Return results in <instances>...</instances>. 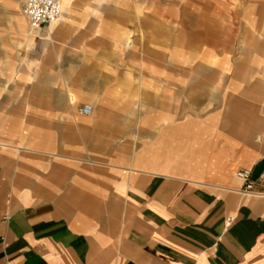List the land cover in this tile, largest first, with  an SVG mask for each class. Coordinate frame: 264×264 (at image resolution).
<instances>
[{
	"label": "crops",
	"instance_id": "obj_1",
	"mask_svg": "<svg viewBox=\"0 0 264 264\" xmlns=\"http://www.w3.org/2000/svg\"><path fill=\"white\" fill-rule=\"evenodd\" d=\"M13 1L0 0V27L22 59L51 41L73 65L68 84L8 87L0 74V264H264V0H197L208 17L185 25L177 52L154 5L61 0L57 22L31 34ZM224 46L244 47L225 74ZM244 168L254 193L241 192Z\"/></svg>",
	"mask_w": 264,
	"mask_h": 264
},
{
	"label": "rangeland",
	"instance_id": "obj_2",
	"mask_svg": "<svg viewBox=\"0 0 264 264\" xmlns=\"http://www.w3.org/2000/svg\"><path fill=\"white\" fill-rule=\"evenodd\" d=\"M10 1V0H9ZM81 1V0H80ZM12 2V1H11ZM24 0H18V2L13 1L14 12L19 13L20 10H22ZM83 4L85 0L82 1ZM235 3L237 2L239 10L243 8V0H235ZM95 4L100 7H115V6H126V7H132V6H155L157 8L158 12V31L157 35L160 37V40H169L172 37L174 38L173 46L168 47H174V51L177 52L181 51V46L184 39L182 34H185V25H191L193 28L197 29L200 26H203L206 22V17L208 16H198L194 15L192 12V9L194 7H198L197 0L194 1H188V0H95ZM201 6L209 9L212 7V4H201ZM202 7V8H203ZM205 8H203V13L208 12L205 11ZM8 16L6 15H0V21L4 22L5 24H10V20H8ZM237 20L240 25L241 23V16H237ZM229 23L227 22L226 25ZM8 26V25H6ZM240 27V26H239ZM170 28H173V30H169ZM189 28V27H188ZM227 28V29H226ZM0 74H11L10 82L8 83V87H15L17 86V83L21 81V77L24 76L25 84L26 86L32 87L36 85L38 82L49 81L45 80L43 77L44 74H59L58 81H61L62 83L68 84L69 83V74H71V63L73 65V62L71 61L70 54H64L66 51L69 50L68 46H57L56 43L53 44V42L49 41L47 46H40V44H44L43 42L35 41L33 47L30 48V55L28 57H25V59H22L21 57V50H22V44L17 43L15 41V33L13 34L10 30V27H0ZM184 29V30H182ZM224 29V28H223ZM226 34L229 36L232 35L233 37L240 32L238 31H232L228 29V26L225 27ZM32 32V31H31ZM173 34V36H172ZM229 38V37H227ZM196 39V37H195ZM194 42V41H192ZM41 48H45V50L52 52L50 55H42L40 53ZM7 49L10 53L8 56H3V50ZM202 49L201 46L193 45L189 46L190 53L198 54V51ZM244 47H236V46H224L222 47L223 52H228L230 54V58L228 57V63L231 61V64L227 63L222 67L223 74H225V71H232L236 70V63L237 66L239 65L240 58L244 59L243 57V50ZM54 51H56V55L53 54ZM181 57V53L176 57L174 66L170 67L171 65L165 63L166 67H170V69H173V73H181L182 71V64L177 62V59ZM196 56H191V58ZM58 58V60H57ZM175 58V56H174ZM230 59V60H229ZM32 61H34L32 63ZM237 61V62H234ZM32 63L31 68L28 67L29 63ZM100 62H93L90 63L85 69L86 71L82 72L83 74H98V71L100 69ZM180 64V65H178ZM189 72L196 74L197 67L199 63L197 62V59L195 58L194 62H185L183 64ZM204 63H201V68L199 70L204 71ZM75 66V65H74ZM29 68V70H28ZM244 69V68H243ZM186 70V69H185ZM75 71V67H74ZM27 73V74H26ZM75 73V72H74ZM51 80V79H50ZM1 86V85H0ZM82 91L83 89H79ZM85 103V101H84ZM82 103L76 104L77 107L80 106Z\"/></svg>",
	"mask_w": 264,
	"mask_h": 264
},
{
	"label": "built area",
	"instance_id": "obj_3",
	"mask_svg": "<svg viewBox=\"0 0 264 264\" xmlns=\"http://www.w3.org/2000/svg\"><path fill=\"white\" fill-rule=\"evenodd\" d=\"M22 11L29 27L33 30L49 26L57 21L63 13L61 0H24ZM77 112L82 115H90L92 107L89 104H82L77 107ZM236 176L242 182L241 192L243 194L254 193V181L251 179L250 169H240ZM259 179L264 188V173L260 175Z\"/></svg>",
	"mask_w": 264,
	"mask_h": 264
},
{
	"label": "bare ground",
	"instance_id": "obj_4",
	"mask_svg": "<svg viewBox=\"0 0 264 264\" xmlns=\"http://www.w3.org/2000/svg\"><path fill=\"white\" fill-rule=\"evenodd\" d=\"M62 3V2H61ZM61 7H62V4H61ZM22 11V10H21ZM22 13H23V11H22ZM24 15V14H23ZM25 17V16H24ZM25 19H26V17H25ZM26 22H27V20H26ZM57 21H55V22H53L52 24H50V26L51 25H53V24H55ZM28 28H29V30H31L32 32H31V34H33L34 32H33V29H31L29 26H28Z\"/></svg>",
	"mask_w": 264,
	"mask_h": 264
}]
</instances>
